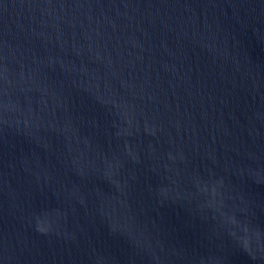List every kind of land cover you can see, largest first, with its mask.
Masks as SVG:
<instances>
[{"label": "water", "instance_id": "obj_1", "mask_svg": "<svg viewBox=\"0 0 264 264\" xmlns=\"http://www.w3.org/2000/svg\"><path fill=\"white\" fill-rule=\"evenodd\" d=\"M0 264H264V0H0Z\"/></svg>", "mask_w": 264, "mask_h": 264}]
</instances>
